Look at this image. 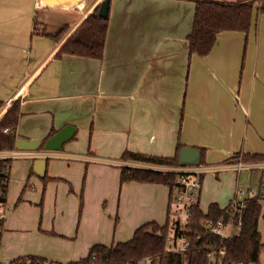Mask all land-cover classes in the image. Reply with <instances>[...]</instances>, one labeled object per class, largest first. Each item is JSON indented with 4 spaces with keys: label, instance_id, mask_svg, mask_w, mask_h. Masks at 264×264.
Returning <instances> with one entry per match:
<instances>
[{
    "label": "crops",
    "instance_id": "obj_1",
    "mask_svg": "<svg viewBox=\"0 0 264 264\" xmlns=\"http://www.w3.org/2000/svg\"><path fill=\"white\" fill-rule=\"evenodd\" d=\"M100 2L80 0L63 8H49L40 0H0V115L14 97L20 107L16 137L45 140L66 124L75 127L66 145L33 150L26 156L32 159L28 170L33 171L35 159L45 158V172L60 180L46 183L40 203L45 210L51 196L55 216L51 223L43 216L41 223H36V214L30 218L23 213L36 200L19 198L9 216L5 213L0 240L3 253L30 251L27 247L21 250L16 238H32L35 232L41 239L50 235L66 243L51 254L41 252L61 263L85 256L95 243H115L108 242L112 223L104 222L101 211L96 214L90 204L101 201L112 188L116 190L121 165L173 171L194 166L200 170L201 181L206 171L216 169L210 190L234 186V197L240 189V171L264 169V161L242 162L240 156L232 160L237 152L264 154V12L256 11L258 3L247 32L220 31L209 53L200 55L189 53L187 41L194 1L110 0L102 58L55 57L62 43ZM39 10L50 14L51 24L41 21ZM34 19L39 30L33 32ZM63 26L67 30L55 37ZM178 143L197 147L202 162L165 166L121 158L125 150L172 156ZM11 151L0 150V155ZM239 160L243 168L238 171ZM94 166L109 183L103 187L100 179L90 190L88 176H92ZM73 168L80 176L85 169L87 176L83 204L79 199L81 179L73 176ZM24 176L25 172L21 178ZM61 181H71L73 192ZM54 183L56 189L60 185L59 192L52 190ZM38 184L41 186L39 180ZM152 190L157 191L152 206H145L126 222L119 218L125 232L117 240L126 241L129 234L124 233H131L149 217L153 219L151 214L156 210L166 208L167 218L168 187L137 181L121 185L118 214L121 216L122 204L135 194Z\"/></svg>",
    "mask_w": 264,
    "mask_h": 264
},
{
    "label": "trees",
    "instance_id": "obj_2",
    "mask_svg": "<svg viewBox=\"0 0 264 264\" xmlns=\"http://www.w3.org/2000/svg\"><path fill=\"white\" fill-rule=\"evenodd\" d=\"M195 10L192 20V28L187 35L189 53L197 52L200 55L209 53L215 43L218 32L224 30H238L247 32L253 20L254 4L258 3L256 11L264 12V0H192ZM97 4L88 13L70 36L62 43L55 53V57L71 54L83 57L101 59L104 52L109 16L103 18L98 15ZM37 20L33 21V32L37 31ZM68 27H61L55 37H60ZM3 102L0 101V110ZM19 101H13L0 115V150H14L15 127L19 117ZM11 130V132H9ZM55 131L49 134L52 136ZM47 139L43 140L45 142ZM182 146L177 144L172 156H158L136 151L125 150L121 154L124 160H134L144 163L165 166H186L179 163L178 151ZM44 149L40 146L37 150ZM203 149L201 148V155ZM240 156L242 162L264 161V154L239 152L232 155L236 160ZM231 160V159H230ZM4 161L11 163V159H0V202L6 205L7 191L10 181L9 173H2ZM202 162V156L198 163ZM256 171V170H253ZM33 173L32 169L30 171ZM260 180H264V169L260 170ZM179 171L160 170L146 167H133L121 165L119 167L120 185L137 181L144 183L164 184L169 190V200L176 185ZM44 173L42 179H46ZM264 183L262 181L260 184ZM259 184V185H260ZM169 202V201H168ZM229 204L220 207L216 202H211L207 211L203 212L199 203L192 208L190 223V245L184 253L171 252L166 249L167 218L165 224L160 225L155 221L145 222L139 225L126 241H118L109 245L96 243L89 247L87 255L67 264H80L83 262H97L102 264H139L149 256L153 264H209V252L224 249L223 264L242 262L243 264H260L264 255V237L258 230V220L264 212L256 196L247 197L240 211L236 214L226 212ZM205 217L223 218L225 223L231 222L238 226L235 234L220 235L208 232L202 226ZM4 219H2V224ZM3 225L0 226V240ZM9 264H64L57 261H47L45 258L35 255H25L15 258Z\"/></svg>",
    "mask_w": 264,
    "mask_h": 264
},
{
    "label": "rangeland",
    "instance_id": "obj_3",
    "mask_svg": "<svg viewBox=\"0 0 264 264\" xmlns=\"http://www.w3.org/2000/svg\"><path fill=\"white\" fill-rule=\"evenodd\" d=\"M94 0H92L93 2ZM46 12H43L41 10L38 11V16L39 18H41L42 22H48L51 24V22L49 20L52 21V17H50L48 14L47 16ZM48 17L50 19H48ZM67 142H65L63 145H66ZM32 162L31 158L28 157H16L14 158L10 165V181H9V186H8V191H7V200H6V209H5V213L6 216H9V214L11 213V211L14 209V207L16 206V201L20 198L22 199L23 196H29L30 200H36L33 202V205L31 208H27L24 209L23 213L26 216H29L30 218L36 214L37 215V220L36 223H41V216L44 217V220L49 221L50 223L53 220V217L55 216V214L53 213L52 210V206H51V201H52V197L49 196V201L45 204L46 207L44 208L45 210L42 209V207H40V203L43 202L44 198H45V190H46V183L49 181H60L58 179H51L48 174L46 179H42V176H38L35 173L31 174L30 173V168L28 170V165L30 166ZM199 164V163H198ZM197 164V165H198ZM27 169V171H26ZM100 168L98 166H94L93 170H92V176L91 174L88 176V184H90V190H92L96 185L100 184V179H101V183L103 185V187L105 186V184L107 185V183H109V180H104L103 178H101V173H100ZM74 171V177L76 179L80 178L81 179V191L80 193H82V195H80V200L83 204V190L82 187L85 184V169L84 171H82L81 176L80 173L78 172L77 168H73ZM216 169H212L211 171H206V173L204 174V177L201 181V185H200V189H199V195H198V200H199V206L200 209L203 212L207 211V204L211 201H215L219 206L221 207H225L229 204V202L234 198V192H235V188L233 186V189H228L225 187H222L221 189L217 190V191H211L210 190V185L212 182V179L215 178V174L217 173ZM25 172V176L23 178H21L22 174ZM236 174V173H235ZM237 175V174H236ZM260 175L261 172H256L255 173L253 171H251L250 169H243L242 171H240L238 177H237V182H238V187L240 189H248V188H257L259 186V184L264 181V180H260ZM87 179V176H86ZM38 180L41 183V186L38 184ZM60 183H65L68 187L69 190H74V184L69 181V183L67 181H61ZM235 183V181H234ZM56 183H54V186L52 188V190H60V185L57 186L56 189ZM122 185V184H121ZM121 185L119 183V180L117 182V188L115 191H113V188L111 189V192H107L105 193V195L102 197L101 201L93 203V201H91L90 206L92 208H95L96 210V214L97 212L101 211L102 213V217H103V221L106 222H110L112 223V227H111V235H109V241L114 240V242H118V241H122V239L117 240L116 238H121L119 236V234H121V232H125V230H123L122 226L119 225V218L124 219V222L128 221L131 217H133V215H136L139 210L144 209L145 206H152V199L154 196L157 195V191L156 190H152L148 193H143L141 195L139 194H135L130 201H128L125 204H122L121 206V216L118 214V205H119V194H120V189H121ZM103 189H109V188H103ZM49 192H51L48 189ZM260 203V201H259ZM262 206H263V212H264V200H262L261 202ZM17 211V210H16ZM22 211V210H21ZM17 215L19 214V212H16ZM166 214V208L164 211L160 210V212L154 211L151 216H153L154 218L152 219V217H149V219L145 220L147 222H150L148 220L151 221H155L160 225L165 224L166 218L165 215ZM119 220V221H118ZM119 225V229L117 234L115 235V231L117 230V227ZM134 230V229H133ZM239 230L238 226H229L227 225L224 228V231L222 232L223 235H231V234H235L237 233ZM258 230L260 231L262 237H264V221L262 219V217L259 218L258 221ZM42 232V231H41ZM38 233V232H37ZM37 233H33L31 237L28 236L27 238V242H25V239H20V238H16L19 240L20 242V247L21 250H24L26 247L28 248L27 252L21 253V255H13V253L11 252H6L4 250V253L0 251V261H11L15 258H18L19 256H25V255H35L38 257H45L47 261H54V257H48L49 255H44L41 252H45L48 254H51L50 252H55V250H57L58 248L63 247L66 243L59 240V237H55V236H44V239H41L40 237L37 236ZM44 233V232H42ZM133 231H131V233H124L125 234H129V237L125 240H128L129 238H131ZM52 234V233H50ZM127 236V235H126ZM101 244H105L104 242H98ZM96 244V243H95ZM110 244V243H109ZM68 247V244H67ZM66 247V248H67ZM35 250H37L38 252H36ZM87 255V254H86ZM85 255V256H86ZM78 256H82V255H77V259L78 260ZM84 257V256H82ZM81 257V258H82ZM80 259V258H79ZM261 259L264 261V255H262ZM59 262V261H58ZM67 264V263H64Z\"/></svg>",
    "mask_w": 264,
    "mask_h": 264
},
{
    "label": "built area",
    "instance_id": "obj_4",
    "mask_svg": "<svg viewBox=\"0 0 264 264\" xmlns=\"http://www.w3.org/2000/svg\"><path fill=\"white\" fill-rule=\"evenodd\" d=\"M39 29V26H37ZM14 98V97H13ZM13 98H10L6 104L12 103ZM11 132V130H9ZM29 150L14 149L9 154H1L0 159L26 157L31 155ZM243 168L242 162L238 161L237 170ZM10 172V163L4 161L2 173L7 174ZM176 185L171 193L170 200L167 207V236H166V249L171 252L184 253L190 245V223L192 208L199 203L198 195L201 185L200 170L197 167H187L179 171ZM10 175V173H9ZM256 196L258 201L264 200V183L260 184L256 189H237L235 197L229 203V208L226 212L236 214L240 211L244 200L247 197ZM6 205L0 202V226L2 219L5 217ZM204 229L211 233L223 235L224 228L229 225L233 226L231 222L225 223L223 218L213 219L205 217L201 221ZM238 223L237 226H239ZM224 249L212 250L209 252V264H223L222 256ZM153 259L149 256L144 257L139 264H153ZM0 264H9V261H0ZM80 264H102L97 262H83ZM229 264H243L242 262H231ZM260 264H264L262 260Z\"/></svg>",
    "mask_w": 264,
    "mask_h": 264
},
{
    "label": "water",
    "instance_id": "obj_5",
    "mask_svg": "<svg viewBox=\"0 0 264 264\" xmlns=\"http://www.w3.org/2000/svg\"><path fill=\"white\" fill-rule=\"evenodd\" d=\"M80 0H40V3L49 8H63L67 5H72ZM110 0H101L98 7V15L107 17L109 12ZM75 133V127L71 124H66L50 136L45 142L38 139H27L21 136L16 137L15 146L18 150H37L43 146L46 150L59 149L63 143L70 139ZM200 159V150L197 147L183 145L178 151V160L183 165H196ZM46 159L38 158L33 162V171L38 176H43L45 173Z\"/></svg>",
    "mask_w": 264,
    "mask_h": 264
}]
</instances>
